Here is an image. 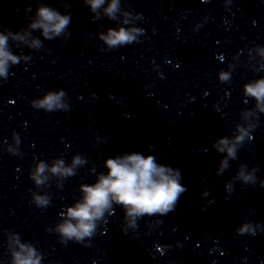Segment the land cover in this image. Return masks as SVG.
I'll list each match as a JSON object with an SVG mask.
<instances>
[{
	"label": "clouds",
	"instance_id": "1",
	"mask_svg": "<svg viewBox=\"0 0 264 264\" xmlns=\"http://www.w3.org/2000/svg\"><path fill=\"white\" fill-rule=\"evenodd\" d=\"M86 7L92 13L93 21L107 18L117 22V27H109L99 32L98 38L107 49H115L130 45L139 41L143 29L137 27L135 22L142 18L141 13L124 10L121 0H83ZM228 0H226V3ZM65 9L69 5L64 4ZM31 5L25 8L28 24L12 31L4 28L0 30V78L7 79L9 68L20 62L30 61L31 54H14L12 47H26L39 51L44 47L43 41L33 35L39 31L44 40H54L63 37L70 39L68 31L71 23L70 12L62 14L57 8L47 5L43 0H37V6L33 15ZM249 58H258L257 65L264 68V47L257 45L255 49L248 51ZM231 67V65H230ZM221 82L228 83L231 80L230 71L221 70L218 73ZM243 95L254 101V108L241 112L243 123L234 125L231 136L216 139L212 147L220 154L217 176H222L230 167V161L238 159V151L249 139L257 125L253 120L259 119V114H264V77L251 80L243 85ZM95 97V94H92ZM31 107L43 109L45 112L67 111L69 104L67 94L63 89L49 90L42 97L30 101ZM14 145H19L20 139L16 133L12 134ZM101 140L99 136L95 137ZM152 146H149L151 149ZM7 151L17 155V148L9 145ZM86 159L77 154L71 158L70 163L58 158L49 164L43 160L38 161L30 170V178L37 188L45 186L53 177L56 178L58 188L63 186V180L74 176L79 167L84 166ZM106 172L96 174L94 183L81 184L80 198L70 206H66L61 213L60 222L46 229L55 232L62 244L68 241L85 243L86 238H91L98 224L106 214L111 215L114 206L123 210L122 231L127 234L129 229L135 231L138 228V220L147 217H163L175 210L181 195L186 191L181 183L182 175L179 169L163 165L157 162L154 155H144L139 152L117 154L104 161ZM258 166L248 167L241 163L236 175L225 183L226 196L230 199L234 192V183L239 181L243 185H256L264 187V180H258L256 173ZM31 203L39 208H46L50 204V196L46 193L33 192ZM210 195L209 190L202 193V198ZM214 201H208L213 203ZM161 221L157 220L159 224ZM261 228L260 222L245 221L235 229L237 235H255ZM7 250L9 264H42L43 256L30 241H22L18 233L8 232Z\"/></svg>",
	"mask_w": 264,
	"mask_h": 264
}]
</instances>
